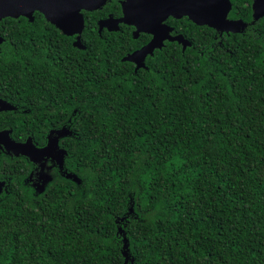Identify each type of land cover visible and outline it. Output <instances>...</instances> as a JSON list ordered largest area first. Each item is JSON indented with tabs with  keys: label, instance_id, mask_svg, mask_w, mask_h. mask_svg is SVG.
Wrapping results in <instances>:
<instances>
[{
	"label": "trees",
	"instance_id": "obj_1",
	"mask_svg": "<svg viewBox=\"0 0 264 264\" xmlns=\"http://www.w3.org/2000/svg\"><path fill=\"white\" fill-rule=\"evenodd\" d=\"M108 12H84V49L38 11L0 21V85L44 108L39 139L70 128L73 175L0 197V264H264V18L135 70L138 40L98 32Z\"/></svg>",
	"mask_w": 264,
	"mask_h": 264
},
{
	"label": "flooded vegetation",
	"instance_id": "obj_2",
	"mask_svg": "<svg viewBox=\"0 0 264 264\" xmlns=\"http://www.w3.org/2000/svg\"><path fill=\"white\" fill-rule=\"evenodd\" d=\"M114 1H116L120 6V13L115 14L108 12L107 16L100 17L97 21L98 32L99 34H102L103 31L107 30L109 32L123 31L129 33L134 40H138L140 43V46L128 53L129 55L146 46L155 35L154 33L140 30L136 23L125 22L118 23V30L110 31L108 26L105 25L100 32V21L107 20L109 18L120 19L124 16L123 2L125 0H107L103 6L94 11H103L108 4ZM143 1L152 5L150 11L158 10L159 14L163 13V7H160L162 0ZM178 1L179 4L187 3V0ZM228 1L230 3V7L228 9L226 19L228 21L236 22L237 24H226L223 27H220L218 24L201 25L193 21L189 15H169L167 18L162 19L160 25L163 28L161 35H159L162 38V43L160 47L154 49L153 55L157 50H163L164 48L171 46V44H177L181 47L182 51H185L187 47L192 45L191 40L187 38L186 34L193 33L198 26H205L213 30V42L210 45V47L213 48H218L219 46L223 47L224 36H229L231 34H251L252 32H256L257 24L262 18H264V0ZM153 15L154 17H157V13H154ZM151 25H153V23H151L150 26ZM178 35L183 36L189 42V45L184 48L183 43H180L178 40H171L169 37L166 38V36L174 37ZM73 37L74 42L77 36L74 35ZM149 55L151 54H148L147 57ZM42 109L44 108H39V103L35 101V99H32L30 102H24L20 99V96L16 97L11 95L2 85H0V133H7L6 135H0V181L3 182L0 186V197H6L10 194L12 195L13 193L22 194L24 191H29L35 194L39 190H43V188L52 180L53 172H56L57 174L60 173L61 175H67L65 167L61 168L55 160H52V158H41L38 156L37 152L33 155V157H30L29 155L22 153L16 154L13 150V143L23 144L28 140L35 145L36 150L37 148H43L48 144L49 134L54 130L62 129L63 127L70 131L68 135L72 134V131L66 126V124L60 126L59 128L50 126L48 127L45 136H42L43 139H39L36 133L37 126L35 125L34 119L36 118L38 112H42ZM48 109L49 111L52 110L51 107H48ZM28 120H30L29 124L27 123ZM61 138L59 139L60 141ZM59 144L61 149H65L61 143ZM45 174L48 176H45Z\"/></svg>",
	"mask_w": 264,
	"mask_h": 264
},
{
	"label": "water",
	"instance_id": "obj_3",
	"mask_svg": "<svg viewBox=\"0 0 264 264\" xmlns=\"http://www.w3.org/2000/svg\"><path fill=\"white\" fill-rule=\"evenodd\" d=\"M106 2L107 0H0V21L7 17L19 18L22 16L28 18L30 21H34V14L38 11L44 15L48 22L55 25L64 34L68 36L76 35L77 38L73 42L74 46L85 48L81 39L86 27L84 11H94ZM151 7V4L143 0H125L123 2L124 16L122 18H109L99 23L100 32L105 25L108 26L110 31L118 30V23L125 22L136 23L140 30L154 33V38L146 46L123 57V60L136 64L135 70L146 67L145 59L147 55H153L154 49L161 46L162 38L159 35H161L163 27L160 25V22L169 15H189L193 21L201 25L218 24L220 27H223L226 24H237L226 19L230 7L228 0H187L185 4H179L178 0H162V4H160V7H163L162 14H159L158 10L150 11ZM154 13H157V17H154ZM151 23L153 25L150 26ZM168 37L171 40H178L180 43H183L184 48L189 45V42L181 35L174 37L166 36V38ZM3 41L4 38L0 36V45ZM69 133L70 131L64 127L52 131L48 136V144L43 148H37V150L30 140L23 144L13 143L12 147L16 154L22 153L33 157L37 152L41 158H52L62 168L65 164L67 150L60 148L59 139ZM1 134L6 135L7 133ZM67 175L73 178L71 173H67ZM45 176L48 175L45 174ZM2 184L3 182L0 181V186ZM119 231L122 232L121 227H119ZM123 240V254L125 262L128 263L131 259L129 242L125 235ZM131 264H134L133 261Z\"/></svg>",
	"mask_w": 264,
	"mask_h": 264
}]
</instances>
